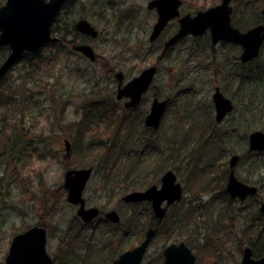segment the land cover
<instances>
[{
	"label": "rangeland",
	"instance_id": "374dc122",
	"mask_svg": "<svg viewBox=\"0 0 264 264\" xmlns=\"http://www.w3.org/2000/svg\"><path fill=\"white\" fill-rule=\"evenodd\" d=\"M148 1L73 0L68 5L66 12L69 18L66 15L67 21L71 22L73 19L82 17L88 20L99 33V37L89 40V44L100 55V64L99 62L88 61L67 49V41L71 40L72 36L65 35L62 30H59L64 26V21H62L59 24V29L54 33L60 40L57 46L45 45L40 47L35 54V60H31L33 68H31L29 59L27 62H19L18 58L3 73L7 76L3 83L8 89L6 97L12 98L10 103L12 106L9 108L11 113L4 116L2 122L4 126L6 125L5 136L14 132L10 131V126L7 124L15 123L17 126L20 122L23 133L15 131V134L17 133L15 135L17 145H22L21 148L19 147L21 159L13 158L14 161L9 162L8 158L3 157L0 161V193H5L6 196L2 197L0 194V199L5 201V204H0V264L3 263L7 245L13 236V232L17 231L16 227L19 225L23 213L28 214V220H31L32 215L28 211L29 207L39 205L42 208V201L50 199L46 197L47 192H52L62 183L67 164L70 165L69 167L81 168L80 164L86 163L85 159L80 158L79 155L77 157V152H70V155L67 156V162L63 163V159L65 154L64 140L67 139L72 143L68 126L72 121L77 122L83 119V108L89 104L104 102L106 106V102L109 101L110 107L118 110V117L116 118L121 122L115 124L114 134L117 133L116 135H118L116 137L118 143L126 148L135 149L138 156L141 157L137 161L138 167L137 171L134 170L135 175H131L134 177L135 183L138 181L136 184L141 188L143 187L139 178H142L141 176L145 171L151 173L149 175L154 179L157 177L155 184L159 185L160 175L166 169H172L186 192L182 207L185 208L189 205L190 200L192 205L197 204V200L194 198H197L195 196L200 191H195L192 188L184 173L180 174L183 170L181 165H187L188 160L189 162L195 160L189 151L192 144L187 148L182 147L179 152L174 151L175 154L179 153L180 166L177 162L151 150L152 146L149 147L153 143L161 149L160 151H164L165 144L175 126L183 124V128L187 130L196 120V123L201 122L199 126L210 123L213 128L223 132L227 131L228 138L224 148H227L228 144H234L233 150H226L225 153L221 154L217 163L225 164L228 169L230 155L239 154L242 161L235 168L236 176L240 179L245 178L246 181L244 182L247 184L256 185L259 193L264 196V189L261 190L260 185L256 183L261 179L264 183V164L257 169H251L249 166L250 160L255 159L260 162L264 158V154L247 156L249 133L253 130L264 132V45L256 61L241 66L235 60L238 54L237 48L229 46V44L211 45L204 36L195 40L193 36L188 35L177 40L179 42L176 41L173 44L175 48L171 49L159 63L158 72L153 81L155 88H150L143 96L134 115H128L126 118L128 120L125 119V125L128 127H122L121 123L125 113L116 101V80L110 69H114L113 72L122 71L125 78L129 79L158 57L161 49L158 47V40L155 42L148 40L150 30L156 22V13L146 7ZM181 1V14H194L203 5L207 8L219 2L218 0L216 3L210 4L212 0ZM246 3L251 5L247 6L248 8L242 5L237 8L235 5V8L239 10L237 19L243 15V19L241 17L243 23L257 18L253 7L255 2L246 0ZM100 15L105 20L100 19ZM117 15L130 17V23L128 19H125L123 28L117 30L113 23L114 16ZM174 29H176V20H171L159 39L164 38L166 41L171 37L168 34ZM208 45H211L212 49ZM200 46H202V50ZM1 50L0 63L4 60L3 56L6 57L8 54ZM215 86H218L223 95L229 98L234 105L233 109L225 114L223 121L218 125L213 121L214 109L211 101V94ZM155 91H158L163 98L170 96L172 100L165 112V117L163 115L162 125L160 123L157 131L149 134L145 132L143 117L148 111L151 95ZM105 106H101L99 112ZM120 107L121 109H119ZM91 112L93 114V111ZM142 112L144 114L141 118L139 114ZM107 131L109 130H105V132ZM98 134L102 139L105 138L102 131H98ZM203 134L204 132H194L190 141L197 137L203 138ZM101 143L104 144V142ZM213 152L214 154L217 153L215 150ZM61 159L62 161H60ZM127 162V157L121 158L120 164L114 172L123 174L122 172L128 169ZM222 168L223 172H217L218 176L221 177L220 180L227 176L224 172L226 171L225 168ZM99 170L93 166L84 195L99 207L108 208L111 204H108L109 200L105 196L107 194L105 190L115 189L117 186L115 189L117 192L118 189L124 188V185L123 183L119 185V180L115 181L111 175V180H114L116 185L111 188L103 181V176L110 172H105L100 165ZM138 174L141 176L138 177ZM217 181L219 180L214 175L209 176V185L212 186L213 182ZM42 187H45V192ZM198 196L202 204H206L210 198L208 192L205 191L199 193ZM116 198L118 197H113L111 202L114 203ZM254 198L250 197L241 202L239 200L233 202V219L229 220L231 221L229 233L221 231L217 235L208 221L207 213L213 210V218H215L217 217L216 212L224 206L223 203L216 200L213 207H206V209L208 208L207 211H203L201 208V211L194 212L185 232L184 228L170 230L167 238L183 237L189 240L194 238L198 243L205 242L208 253L213 246L218 254L220 252L223 254L210 264H236L241 255L237 251L240 240L238 231L248 224L252 217H255L253 214L251 215L257 206ZM58 200L55 204L56 212L52 220L54 224L62 227L72 220L75 210L65 201L59 202ZM263 200L264 198L261 199V201ZM146 207L145 204L134 207L137 216L143 215L141 222L144 224L150 219ZM244 215H247L248 218H244ZM153 238L148 257L153 256L160 247H163L162 244L165 239L161 233L156 234ZM135 239V235L125 236L122 243L123 248L134 243ZM205 247L202 246L201 248ZM234 259H238L236 263H234ZM206 262L204 261L205 264H207Z\"/></svg>",
	"mask_w": 264,
	"mask_h": 264
},
{
	"label": "water",
	"instance_id": "95a60500",
	"mask_svg": "<svg viewBox=\"0 0 264 264\" xmlns=\"http://www.w3.org/2000/svg\"><path fill=\"white\" fill-rule=\"evenodd\" d=\"M68 0H5L0 6V46L6 45L9 52L4 61L0 64V77L22 53L35 52L40 46L56 42L57 37L51 31L57 15L62 6ZM236 0H220L217 4L195 11L194 14H180L181 0H149L146 4L147 9H155L157 14L156 22L148 37L153 41L163 30L166 23L175 17L178 18L179 27L177 31L168 38L163 45L160 56L162 57L167 49L177 40L188 35L196 37L206 30L210 33L211 44L219 41L235 44L241 47V62H249L258 57L264 42V8L262 10V22L245 30L240 31L231 24V3ZM181 15V16H180ZM75 30L95 38L97 30L91 23L84 19H78L74 24ZM74 50L79 51L89 60H95V52L88 44L73 46ZM156 72V66L150 65L130 79L121 87L123 74L118 71L114 78L118 80L116 99L128 98L125 107H135L141 101L143 93L147 90ZM212 101L215 109V120L221 121L226 113L233 109L232 101L225 97L219 87H215L212 93ZM168 98L158 100L155 98L150 105L149 111L144 118V125L156 130L165 112ZM249 151H264V132L253 130L248 135ZM64 146L69 152L70 142L65 139ZM239 155L234 154L229 158V174L226 180L225 190L232 198L238 197L241 200L248 195H254L257 187L239 180L234 173V165L238 161ZM92 172L91 167L70 168L64 174V188L67 190V200L72 204H79L77 215L84 221H89L97 214V208H84L82 197L83 189ZM182 197V185L177 181L175 173L167 169L160 178V185L155 184L146 187L144 190L132 191L125 195L126 201L148 200L152 202L154 214L162 217L165 208L161 203L166 200L167 204L179 200ZM259 211L264 215V201L259 205ZM106 216L114 221H119V217L114 211H110ZM44 229L35 227L24 234H17L13 237L7 264L18 262L21 254L22 242L32 234L39 237L40 254L42 261L47 258L44 252ZM153 235V229L148 228L142 243L131 251L121 254L113 264H139L142 254ZM252 250L246 247L243 250L241 260L238 264H264V255L255 259ZM163 264H195V256L190 249L183 243L169 245L164 249Z\"/></svg>",
	"mask_w": 264,
	"mask_h": 264
},
{
	"label": "flooded vegetation",
	"instance_id": "af4514ba",
	"mask_svg": "<svg viewBox=\"0 0 264 264\" xmlns=\"http://www.w3.org/2000/svg\"><path fill=\"white\" fill-rule=\"evenodd\" d=\"M70 1H73V0L66 1L64 3V5ZM241 1L242 0H236V1H233L231 3V6H232L231 24L234 27L238 28L240 31H245V30H247V29H249V28H251V27L262 22V10L264 8V3L261 4V6L259 8V16L257 15L256 9H255L254 14L257 17L256 19L253 18V20L250 19V21H245L246 23H243V21L241 20V17L243 15H241L240 19H237L238 15H239L238 14L239 10L237 8H238V6L241 5L240 4ZM64 5L62 6L60 12L62 11ZM235 5L237 6V8H235ZM249 5H251V4L245 3V8H248L247 6H249ZM179 10H180V8H179ZM152 11H154L156 13L155 9H152ZM60 12H59V14H60ZM235 14H237V16ZM58 15H57V17H58ZM181 15H183V14H181ZM57 17H56V19H57ZM81 18L82 17H79L78 19H81ZM178 18L179 17H175L173 19H170L166 23V25L164 26V28L160 32V34L156 37V39L153 41H149V42H155L158 40V45H159L158 47H160L161 49H160V53H159L158 57L152 63L147 65V66L155 65L156 66V72H155V75H154L152 82L150 83L149 87L143 93V95L141 97V101H142L143 96L150 90V88H152V89L155 88L153 86V81H154V78L158 72L159 63L161 62V60L165 56L168 55V53L170 52L171 49L175 48L174 45H173L174 47L170 46L167 49V51L165 52V54L162 57L160 56L161 51L163 49L164 42H165L164 39L162 41L159 39L161 36V33L165 30V28L167 27L168 23L171 20H176V29H174L173 31L170 32V34H168L169 37L172 36L177 31V29L179 27ZM78 19H74L73 33H71V31H69L70 34H68L69 36H72L71 37L72 39L67 41L68 45L66 47H67V49H69L74 54H78V55L86 58L88 61H91L87 57H85L82 53H80L79 51L74 50L73 46L80 45V42H82V44L90 45L89 40L96 39L97 37H99V33L95 38H91L89 35L75 30L74 24ZM156 19H157V14H156ZM242 19H243V17H242ZM235 20H238L239 22H235ZM249 22H252V24L249 25ZM54 24H55V22H54ZM53 25H52V27H53ZM242 25L244 27H242ZM51 31H52V28H51ZM151 31H152V29L150 30V33H151ZM52 33H53V36L57 37V41L54 42V44L57 46V43L60 40H59L58 36L54 34L55 32L52 31ZM150 33H149V35H150ZM149 35H148V37H149ZM203 36L206 37V39L210 41V33L208 30L203 32L201 35L194 37V39H198L199 37H203ZM67 42H66V44H67ZM178 42L179 41H177V43ZM218 43H226V44H229V46L237 48L238 54L235 57V60H237V62H239L238 64L241 66L248 65L251 62L255 61V59H254V60L249 61V62H241L240 53H241L242 49L240 46L235 45V44H231V43H227V42H223V41H219ZM210 44H211V41H210ZM211 45H213V44H211ZM211 45H208V47H210L212 49ZM2 46H6V45H2ZM7 49L9 52L8 47H7ZM200 49H203V48L200 46ZM260 51H261V49H260ZM94 52H95V50H94ZM95 56H96L95 60L91 61V62H99L101 60L100 55H98L96 52H95ZM99 64H100V62H99ZM147 66H145V67H147ZM144 68H142V69H144ZM110 70L112 71L113 77H114V74L116 72L120 71V70H118V71L113 72L114 69H110ZM141 70L129 79H126L124 74L122 73L123 79L121 82V87L124 86L134 76L138 75L141 72ZM115 80H116V89H115V98H116V93H117V88H118V80L117 79H115ZM215 87H218V86H215ZM215 87H214V89H215ZM213 92H214V90H213ZM211 96H212V94H211ZM155 98H157L158 100H164V99L168 98L166 108H165V112H166L170 103H171L172 98L170 96L163 98L158 93V91H155L151 95V101H150V104L148 107V111H149L150 105L152 104V102ZM127 100H128V98H124V97L119 99V100L116 99L118 104H120V106L122 107V111L125 113V115L123 117V121L121 123L122 127H124V126L128 127L125 125V119L128 118V115H130V116L134 115V112H136V109L139 108V105L141 104V101H140L139 104L133 108L132 107H125V102ZM211 101H212V98H211ZM212 104H213V101H212ZM121 107L119 109H121ZM233 107H234V105H233ZM213 109H214V104H213ZM143 111L145 112V110H143ZM148 111L146 112V114L148 113ZM117 112H118V110H117ZM144 112H142V114H139V116H141V118H142V115L144 114ZM165 112L163 114L164 117H165ZM146 114L143 117V125H144V118H145ZM116 117H118L117 113H116V116L114 118H116ZM162 119H163V116L160 120L161 125H162V122H161ZM117 120L118 119L116 118V123H115L116 125L118 124V122H121V121H119V120L117 121ZM213 121L216 125H218L219 123H221L223 121V120H221L220 122H217L215 120V109H214ZM115 124L113 125L112 128L115 127ZM159 126H160V124H159ZM159 126H158V128H159ZM175 127H179V124ZM145 129L148 131H151V132L157 131V129L154 130L148 126H145ZM113 132H115V129H113L112 133ZM247 142H248V138H247ZM71 147H72V143H70L69 152H66L65 146H64L65 154H64L63 163L67 162L68 157H66V156L70 155ZM247 150H248V143H247ZM249 152L264 153V151H249ZM232 155H234V154H231L230 157ZM60 161H62V159ZM240 161H241V158L239 155L238 161L236 162V164L233 167L234 173H235V168H236L237 164H239ZM93 166L95 168V165H90L87 167H91L93 170ZM69 168H74V167H68V168L64 169V174H65V171ZM229 170H230V167H229V159H228V173H227V176H225L223 181H224V191L227 194V196L229 197V199L232 200V203L235 200H239L241 202V201H244V199H246V198L255 197L256 194L259 193L258 187L256 185H254L257 187V191L254 195H248L242 200L238 197L232 198L229 195V193L225 190V185H226V180H227V177L229 174ZM64 174H63L62 183L60 185H58L52 192L50 191V193L54 197L59 196V198L55 197L57 200L59 199L58 200L59 202L65 201L67 205L71 206V208H73L75 210V215L72 216V220L68 221L65 225H62V227H59L53 223L52 218L56 212L55 204L57 201L55 199H53L52 197H50L49 192H47L46 197H48L50 199H48V201H44V202L42 201V204H43L42 208L39 205L38 206L33 205L32 207H29L28 211H29L30 215H32V217L30 218L31 220H28V214L26 215L23 213L22 219L20 220L19 225L16 227L17 231L13 232V236H12L11 240L9 241V244L7 245L2 264H7V256L9 253V249H10V245H11L13 237L17 234H24L28 230L35 228V227H40V228L44 229V232H45L44 233V252H45L47 258L43 261L38 258L39 254H40V246L38 245L40 239H39L38 235L32 234L28 237L27 240L25 239L22 242L21 254L19 255L18 262L15 264H113L114 261H116L121 256L122 253L127 252V251H131L134 248L138 247L142 243V241L145 238V233H146L148 228L153 229V235L150 238V240H149V242H148V244H147V246H146V248L142 254L141 261L139 264H163L164 259H165L164 249L169 245H172V244L178 245L181 242H183L190 249L191 253L195 256V264H205L204 261H207L206 263L210 264L211 262L215 261L217 258L223 256V254L221 252L218 254V252L215 251L213 246L211 248L212 250L210 249V252L208 253V250H207L208 247H205V246H207L206 245L207 243H205V242L198 243V242H196V240L194 238L191 240L183 238V237L182 238H173V237L167 238L170 230L172 231L174 229L184 228V232L186 231V223L184 221H181L180 223L173 222L174 219L176 218V216L182 215L181 212H182V210H184V208L182 206L184 203V199H183L184 193H186V192H185V189H183V187H182V197L179 200H176V201L172 202L171 204H167V201L164 200L160 204L162 208H165V211H164V214L162 217H157L154 214V210H153L151 201L142 200V201L131 202V201H126L124 199L126 194H128L132 191L144 190L146 187L155 184L157 182V180L155 182L151 183L150 185H147V186L140 188V189H134V190H132V189H130V190L118 189L116 192V190H115L117 188V186H116L115 189L105 190V192H107V194L105 196H106L107 200H109L108 204H111L110 207L106 208L104 206L99 207L97 204H95L91 200H88L84 195L86 184L91 177V175H90V177H89L88 181L86 182L85 187L83 189L82 197H83V201H84V208L85 209L97 208V214H96V216H94L89 221H84L79 215H77V209L79 208V204H72L71 202H69L67 200V190L63 186ZM91 174H92V172H91ZM162 174L160 175V178H161ZM175 175H176V173H175ZM236 177L239 180H241L238 176H236ZM160 178H159V183H158L159 185H160ZM241 181H243V180H241ZM102 184H103V182H102ZM155 185H157V184H155ZM159 185H157V186H159ZM208 195H210V193H208ZM113 197H118V198H116V201L114 203L111 202V199ZM218 201L220 203L225 204L224 201H220V200H218ZM263 201H261V202H263ZM45 203H47V204H45ZM260 203L258 204L257 209H258L259 214H261L264 217V215L262 213H260V211H259ZM143 204H145L147 206L146 210L148 211L149 218H150L148 220V222L145 224L141 222L143 215L140 214V217L137 216V212H135V210H134L135 206L143 205ZM110 211L116 212V214L119 217V221L114 222L106 216V214ZM171 213L174 214L173 218H171ZM175 213H177V214H175ZM160 233L163 234L164 238H165L163 241V244H162L163 247H160L156 254H154L151 257H148V251H149L150 246L153 242V239H154L153 237L156 234H160ZM188 234H190V233H188ZM131 235L136 236L134 243L128 245L127 248H125V246L123 248L122 243L125 239V236L129 237ZM202 246H204L205 248H201ZM246 247L251 248V250H252L251 256L255 259L264 255V253H262L260 255H253L252 247L250 245L246 244L241 251L239 261L241 260L243 250ZM239 261L237 263L236 262H234V263L238 264Z\"/></svg>",
	"mask_w": 264,
	"mask_h": 264
},
{
	"label": "trees",
	"instance_id": "16d2710c",
	"mask_svg": "<svg viewBox=\"0 0 264 264\" xmlns=\"http://www.w3.org/2000/svg\"><path fill=\"white\" fill-rule=\"evenodd\" d=\"M218 0H212L210 4L216 3ZM252 1V0H251ZM257 1V2H256ZM4 0H0V5H2ZM72 1L67 2L60 14L58 15L55 24L52 27V31L55 32L59 29V24L64 21L63 28L59 29L62 30L65 35L73 33V23L74 19L69 22L67 19L69 18L68 13L66 12V9L68 5H70ZM255 2V5L253 6L254 9H256L257 15L259 16V8L261 4L264 3L263 0H253ZM246 0L241 1V5L245 6ZM205 5L201 7V9H204ZM197 9V10H201ZM64 15V16H63ZM68 18H67V16ZM237 16V14H235ZM100 19H102V16H99ZM128 19L130 23V17L127 16H114L113 23L115 24V27L118 29L123 28L124 20ZM105 20V19H102ZM235 22H239L238 20H235ZM254 23V22H253ZM248 24V23H247ZM252 22H249V25H251ZM128 26V25H127ZM242 27H244L242 25ZM69 32V33H68ZM164 39V38H163ZM161 39V41L163 40ZM199 39V38H198ZM197 40V39H195ZM46 46L49 45H55L54 43H48L45 44ZM43 45L42 47H44ZM202 47V46H201ZM1 51H6L8 53V49L6 46H0ZM4 49V50H3ZM202 50V49H201ZM39 51V49L37 50ZM35 52L30 53H22L19 57V62H27V60H30L31 68H33V62L31 60H35ZM23 56V57H21ZM5 57L3 56V59ZM137 58V57H136ZM225 61V60H224ZM256 61V59H255ZM29 62V61H28ZM253 63V62H251ZM112 69V68H111ZM110 72V71H109ZM7 76L4 74L0 78V161L3 159V157L8 158L9 162H13V158H17V160L21 159L19 156L20 149L19 147L22 146L17 145V138L15 135V131L23 133V129L21 127L20 122L18 123V127L15 125V123L8 125L10 126V131H14L9 136H5V126L2 123L4 121V116L10 115L11 110L9 109L12 105H10L12 98L6 97L7 87L3 84L4 79ZM180 80V79H177ZM12 97V94H10ZM109 101L106 102V106L104 102L100 104H89L84 106L83 111V119L80 121H72L69 124V137L72 139V147H71V153L77 152V157L80 156V158L85 159L86 163L80 164L82 167H87L90 165H95V168L99 170L100 167L105 172H110L105 174L103 176V181L106 185H110L111 188H114L116 186L114 184V180H111V175H113V178L115 181H118V184L121 185L123 183L124 190H134L141 188V186H138L135 183L134 177H131V175H135L134 170L137 171V161L141 157L138 156V152L135 149L132 148H126L124 145L118 143V139L116 138L118 135L117 133L114 134L113 131V125L116 123V116L117 110L113 107H110ZM14 103V102H13ZM111 103V102H110ZM101 106H105L101 109L99 112ZM3 107V109H1ZM93 111V114L92 112ZM99 112V114H97ZM180 118V117H179ZM128 120V119H127ZM182 121V119H181ZM195 123L191 125L187 130L183 128V124H179V127H175L172 131V134L170 135L168 141L165 144V150L160 151L159 147H157L155 144H150L149 147L151 150H154L158 152L160 155H164L165 157L171 159L174 162H177L180 166L179 162H181V159L179 158L178 154L174 153L179 152L182 147H188L190 144H192V147H190L189 151L192 153V157L195 158V160H189L187 161V165H181L180 174H185V178L188 180L189 184L192 185V188L195 191L201 192H208L210 193V198L206 202V204H202L201 200L198 196V194L195 196L197 198H194L197 200L196 205H192V201L190 200L188 202L189 205H187L184 210L181 212V216H176L173 222L180 223L181 221H184L186 223V226L188 227L189 222L191 221L190 218L194 214V212L200 210L203 208V211H207L206 207L210 206L213 207L216 200L224 201L225 204L222 209L218 210L217 217L213 218V210L208 214V221L211 224L212 229L214 232L219 235L221 231L230 232V225L231 221L230 219H233V203L232 200L229 199L227 194L224 191V178L220 180V176H218V171L223 172V168H225L226 171H224L227 174V168L225 164L217 163V160L221 156V154L225 153L226 150L232 151L234 144L229 145L227 148L225 147V143L227 142V131L223 132L220 129L213 128L210 123H206L205 126H199L201 122ZM102 124V128H101ZM128 126V125H126ZM209 127V128H208ZM101 128V130H100ZM208 128V129H207ZM105 130H109L105 132ZM98 131H102L104 134V139L99 136ZM204 132L203 138L197 137L194 140H191V136L194 134V132ZM145 132L152 133L151 131H148L145 129ZM112 136V137H111ZM16 138V139H15ZM201 138V139H199ZM101 142H104L102 144ZM106 144V145H105ZM149 144V143H148ZM112 146V147H109ZM21 148V147H20ZM216 151L217 153L214 154L213 151ZM254 154H264V153H258V152H247V156L250 155V157L254 156ZM79 155V156H78ZM196 156V157H195ZM67 157V156H66ZM127 157L128 162L127 164L128 169L126 171H123V174L114 172L115 169L118 168V164H120L121 158ZM213 158V159H212ZM242 161V160H241ZM240 161V162H241ZM255 159L250 160L249 166L251 169H257L260 168L264 164V158L257 162ZM177 165V166H178ZM70 165L67 164L66 168H68ZM120 166V165H119ZM160 168V167H159ZM100 171V170H99ZM139 171V170H138ZM146 171L141 176V174H138L139 181L142 183V187H145L147 185H150L151 183L155 182L157 180L154 179L152 176H150ZM217 174V175H216ZM120 175V176H119ZM153 175V174H152ZM215 176V178L219 181L213 182V185H209L208 179L209 176ZM1 180V179H0ZM200 180V181H198ZM241 180L246 181L245 178H242ZM264 180V179H263ZM43 183V182H42ZM260 185L261 190L264 189V183H262V179L259 182H256ZM43 191L45 192V187H42ZM2 197H6L5 193H0ZM49 196L52 197L57 201L56 198H59V196H53L49 191ZM264 198L262 193H257L255 196V202L257 206L254 208L253 214L255 217H252L250 222L246 224L243 228L239 229L238 233L240 234V240L238 241L237 251L241 254L243 245H250L253 249V255H260L264 253V217L259 214L258 212V204L261 202V199ZM5 203L4 199H0V204ZM201 211V210H200ZM199 211V212H200ZM178 212V211H177ZM177 214V213H175ZM174 215L171 213V216ZM229 215V216H228ZM179 217V218H178ZM248 218L247 215H244V218ZM257 221V223H255ZM192 235V234H191ZM238 260V259H237ZM237 260L234 259L235 262Z\"/></svg>",
	"mask_w": 264,
	"mask_h": 264
},
{
	"label": "bare ground",
	"instance_id": "6f19581e",
	"mask_svg": "<svg viewBox=\"0 0 264 264\" xmlns=\"http://www.w3.org/2000/svg\"><path fill=\"white\" fill-rule=\"evenodd\" d=\"M92 25V24H91ZM93 26V25H92ZM94 27V26H93ZM98 35V34H97ZM80 44H82V42H80ZM96 57V56H95ZM220 122V121H219ZM236 154V153H235ZM70 169V168H69ZM68 170V169H67Z\"/></svg>",
	"mask_w": 264,
	"mask_h": 264
}]
</instances>
